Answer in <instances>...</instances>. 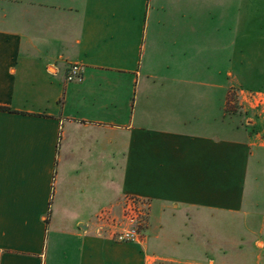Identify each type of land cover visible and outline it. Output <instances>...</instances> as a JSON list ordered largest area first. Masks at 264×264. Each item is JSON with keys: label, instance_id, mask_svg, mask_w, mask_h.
Wrapping results in <instances>:
<instances>
[{"label": "crops", "instance_id": "obj_1", "mask_svg": "<svg viewBox=\"0 0 264 264\" xmlns=\"http://www.w3.org/2000/svg\"><path fill=\"white\" fill-rule=\"evenodd\" d=\"M261 11L0 0V264H264V85L239 92L250 132L229 116V77L264 75ZM126 195L141 243L97 221Z\"/></svg>", "mask_w": 264, "mask_h": 264}, {"label": "built area", "instance_id": "obj_2", "mask_svg": "<svg viewBox=\"0 0 264 264\" xmlns=\"http://www.w3.org/2000/svg\"><path fill=\"white\" fill-rule=\"evenodd\" d=\"M83 66L79 63H69L65 79L67 82H81L83 80ZM148 214V202L136 196L126 195L121 199L118 211L113 213L103 210L97 221L109 237L120 243H141L145 237Z\"/></svg>", "mask_w": 264, "mask_h": 264}, {"label": "rangeland", "instance_id": "obj_3", "mask_svg": "<svg viewBox=\"0 0 264 264\" xmlns=\"http://www.w3.org/2000/svg\"><path fill=\"white\" fill-rule=\"evenodd\" d=\"M245 12H249V13H259V11H245ZM261 16L263 17L264 14V11H261ZM256 29H258L257 27H255ZM259 30V29H258ZM257 33H264V31H260L259 32H252L251 34H257ZM233 78V82L230 83L229 85H232L231 86V90H229V95L231 99L235 100V103L233 106L229 107L231 109H229V111H231V113L229 114L230 115H234V119L237 118L239 121V124L241 125V127L244 129V130H247L250 132V121H248V123L245 122V120L247 118H251V115H248L246 114L245 110H244V104H243V100L242 99V94L240 95L239 92H241L240 90L243 91V94L248 92H252V90H249L248 87H252L253 85H264V75H239L236 80L234 77H229V79ZM257 103V102H255ZM255 103H253V105H255ZM250 108V107H249ZM259 107H257L256 109H258ZM260 110V108H259ZM146 223L149 224V218L148 220H146ZM146 227V226H145Z\"/></svg>", "mask_w": 264, "mask_h": 264}, {"label": "trees", "instance_id": "obj_4", "mask_svg": "<svg viewBox=\"0 0 264 264\" xmlns=\"http://www.w3.org/2000/svg\"><path fill=\"white\" fill-rule=\"evenodd\" d=\"M0 110H9L7 107L0 106Z\"/></svg>", "mask_w": 264, "mask_h": 264}]
</instances>
